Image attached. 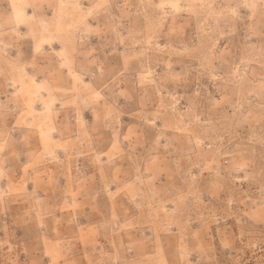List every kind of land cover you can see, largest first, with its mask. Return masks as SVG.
<instances>
[{
  "label": "rangeland",
  "instance_id": "374dc122",
  "mask_svg": "<svg viewBox=\"0 0 264 264\" xmlns=\"http://www.w3.org/2000/svg\"><path fill=\"white\" fill-rule=\"evenodd\" d=\"M0 264H264V0H0Z\"/></svg>",
  "mask_w": 264,
  "mask_h": 264
}]
</instances>
